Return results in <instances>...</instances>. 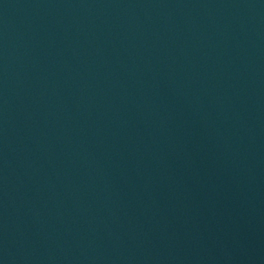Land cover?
Returning <instances> with one entry per match:
<instances>
[{"label":"water","instance_id":"95a60500","mask_svg":"<svg viewBox=\"0 0 264 264\" xmlns=\"http://www.w3.org/2000/svg\"><path fill=\"white\" fill-rule=\"evenodd\" d=\"M264 84V0H0V264H223Z\"/></svg>","mask_w":264,"mask_h":264}]
</instances>
